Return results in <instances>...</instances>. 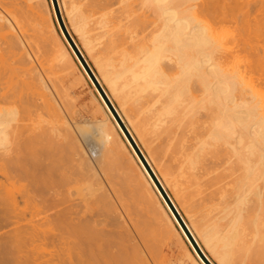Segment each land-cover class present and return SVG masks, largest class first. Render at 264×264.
I'll list each match as a JSON object with an SVG mask.
<instances>
[{"label":"bare ground","instance_id":"obj_1","mask_svg":"<svg viewBox=\"0 0 264 264\" xmlns=\"http://www.w3.org/2000/svg\"><path fill=\"white\" fill-rule=\"evenodd\" d=\"M44 1L43 10L41 0H27L26 14L33 18L34 31L53 58L63 66H74L76 58L68 49L52 0ZM56 2L63 22L64 5L66 30L206 259L215 264L209 254L216 264H234L237 259L244 264L251 248L264 251V94L253 84L254 79L264 80V0H114L113 9L97 4L99 12L92 11L95 17L86 14L85 4L78 1L63 0L62 7L59 0ZM9 16L0 10V41L7 35L14 41H10V46L19 45L13 33L15 20ZM210 16L217 18L216 23L237 25V33L220 26L221 32H229L232 42L228 34L226 37L219 30L214 34V24L206 20ZM50 28H56L58 33L55 30L52 35ZM69 30L79 40L98 76ZM230 33L238 37L232 38ZM103 38L106 45L100 51ZM1 46L0 160L7 162L16 155L18 169L29 173L31 186L33 181L38 182V188L33 187L37 192L39 187L48 186L46 181L59 163L61 149L56 150L53 130L45 129L44 120L32 105L28 82L16 74L13 50L9 55L10 47L3 46V51ZM234 61H241L243 66L240 68ZM77 65L93 87L101 115L91 129L102 141L85 136L88 155L97 163L104 161V143L118 139L143 186L141 198L145 209L153 214L148 217L154 219L157 228L163 232L169 229L188 246L186 255L192 264H204L79 62ZM257 92L258 96L263 94L259 96L262 101L256 99ZM15 137L21 145L17 146ZM12 140L16 146L11 150L20 146L16 152L24 157L15 151L10 153L15 154L13 157H8ZM1 161L0 168L4 164ZM26 163L29 167H25ZM7 189L0 179V230L9 228L0 232V264H142V255L133 250L134 246L131 249L129 237L123 239L121 234L120 237L115 236L118 233L104 232L103 227L97 229L90 220L84 223L78 213L79 221L72 222L73 213L68 211L71 208L64 205L57 214L53 213L57 215L52 225L57 230L53 232L51 219L48 225L46 220L42 223L40 219L34 222L25 218L28 205H34L36 196L40 198L35 190L22 197L23 207H19ZM41 200L43 204L45 200ZM55 204L56 201L52 207Z\"/></svg>","mask_w":264,"mask_h":264},{"label":"rangeland","instance_id":"obj_2","mask_svg":"<svg viewBox=\"0 0 264 264\" xmlns=\"http://www.w3.org/2000/svg\"><path fill=\"white\" fill-rule=\"evenodd\" d=\"M75 1L76 2L78 1L79 3H81L83 5L85 4L84 9L86 8V10H87L86 14H89L92 16L94 14L96 15L95 12L98 9V8H96L98 6L97 4H101L100 6H103V5H106V6L109 5V7L114 6V5H112V2L114 0H107V1L106 0H75ZM26 2H27V0H25V1L24 0H0L1 12L2 11H3V13L7 12V15L10 13V16H9L10 19H12V17H13L12 20L13 21L15 20L13 23V24H15L14 25V32H13L14 36H15L14 38L18 40V41L15 40L16 44H17V42H19L20 44L19 45L14 44L15 47L13 44H11V46H10L9 43H11L10 41H13V40L10 36H7V35H5L4 39H3L4 36L1 38L0 43L2 44V46H1L2 48H3V46L6 47L7 49L10 47L8 49L7 54L10 55L9 52L13 50V54H15V56L12 55L11 58L13 57V59H12L13 65H14V63L16 64V65H14L15 66L14 68H17V71L15 69L16 74L18 73L17 74L18 76L20 75L21 78L26 79V81L28 82L27 83V85H28L27 92H28V96L30 97V99L32 101V105H33L36 113L39 115V117H41L42 120H44V123L46 125L45 129L50 128L53 130V135L56 136V138H55V136H54V138L57 139L54 141H56V144L58 143L57 144L58 146L55 145L57 148V149L56 148L55 149L58 150L60 147L61 152H60V149H59L60 153L57 151L59 153V157L57 155V157L59 158L58 159L59 163H57L58 161L56 160L57 161L56 162L57 167H54L55 171L53 168L54 162L52 163L53 164L52 165L53 170L52 169L51 170L53 172L52 173L50 172L52 174V175H50V177L52 178L53 181L49 177L50 183H49V181H46L48 186L46 185L47 187H45L44 189H43L44 186L41 187L43 190L40 189V187H39L40 192H38L39 190H37V192H36L35 188L38 186V184H37L38 182L36 183L33 181V183H35V184H32V186H31V183H32V182H30L31 179L28 178V176H30V175H28L29 173L28 174L22 173V170L20 171L21 168L18 169L20 163L17 164V161L15 159L17 156L15 154H17L16 150H18V152H19L18 148H21V147L19 146V147L15 148L16 150H11L13 148V146L15 145L13 140H12L13 145H11L10 150L8 151L9 154H8V152H7V154H8V157L11 158V157H13V154L15 153L14 154L15 158L13 157V159H15V160L13 161L12 158L10 159L12 161L8 160L9 162L8 161L3 162L4 160L1 161L2 159L0 160L2 162V164L4 163L3 167L0 168L1 182H4V185L6 186V188L7 187L9 188V189H7L9 191V194L11 191L13 198L16 197L15 199L18 202L19 207H23L22 200L24 198H22V197H25L27 194L31 195L33 190H35L34 192H36L35 194L38 195V197L40 196V198L43 199V201L45 200L44 203L42 204V203H40L42 200L40 198H37V196L35 195L36 198L34 200H36L35 201L36 204H35V202H34V205L29 204L25 210V212H26L25 218L26 219L33 220L34 222L35 221L38 222V220L40 219L39 222H42V223H44L45 220L47 221V223H48V220L49 221L52 220L54 222L55 221L54 218H55V216H57V215H55V214H57L56 212L58 211L59 208L62 209L63 208L62 206L64 205L65 208H68V209L71 208L68 210L69 213L74 214V215L72 214V216H73L72 222H77L79 220H81L83 222L84 221L88 222L90 220L89 223L90 222H91V224L94 223V225L97 229L99 228L102 230V227H103L104 232L105 231L110 232L113 235L118 233L115 236H120V234H121L122 238L123 237L125 238V236L129 237L128 240H129V243L131 244V246H130L131 249L133 248L132 246H134L135 249L133 248V250L134 251L138 250L136 252H138V254L140 253L139 254L140 256L142 255L141 256V258L143 259L142 264H192L191 263L192 260L191 259L189 260L188 259L189 257H187V255H186V248H188V246L177 235H175V233H173L171 231L169 232V229L168 230L166 229L167 231L163 232V230H160L159 228H157V226L154 225V223H156L154 221V219L149 218L150 216L153 217L152 216L153 214H151L150 212H148L145 209L146 205L143 203L144 201L141 198L140 192L143 190V186H141V184H140L141 182H140V179H138L137 171L135 169L134 164H131V162L129 161L130 160L129 154L126 151H123L122 148L118 145V142H117L118 139L117 140L112 139V141H110L109 143H107V142L104 143L105 144L104 161L97 163V161H95V158H92L91 156H89L90 154L88 155L89 150H88V146H87V142H86V140L88 139V138L86 139L87 135H88V137L90 135H92L97 140L102 141L100 136L95 137L93 135L92 129H91L92 123L94 122V120L101 116L99 113L100 111H98L99 108L97 107L98 106L97 102L93 98V95L95 96V93L93 91V87L89 83L86 76L82 74L80 68L77 65V61L73 57L72 58H73L74 66H69L66 64L63 66L62 63L57 62L53 58L52 53H50L45 42L44 41L42 42V39H41V36L39 35V33L37 31H34L36 29H34L35 26H32L33 18L28 15L29 10L27 11V9H29V8L27 7L28 2L27 3ZM41 2L43 4V6H42L43 8L42 7L41 8L44 10L45 9V7H44L45 1L41 0ZM59 2H60L61 7H62L63 0L62 1L59 0ZM92 2H93V4H92ZM113 4H115V3H113ZM91 7H93V8H91ZM63 8H64V5H63ZM63 8H62L63 19H64V22L66 23V25L68 26V19H67V16L65 15V10H63ZM93 9H95L96 11ZM99 9H101V7H99ZM112 9H113V7H112ZM103 10H108V9L105 8ZM92 11H95V12L92 13ZM98 12L99 11H97V13ZM26 13H28V14H26ZM95 15H94V17H95ZM94 17H92V18H94ZM214 17L215 16H213V18H212V16H210L208 18L206 17V20H208V22L211 25L214 24L212 26H214L216 28V29H213L214 34H217V33H215V30H216V32H217V30H219V32H221L220 26H222V28H224L226 30L228 29V31L229 30L232 31V29H234L233 31L236 30L235 32L237 33L238 29H237L236 24L234 25L233 23H230L227 21H224V22L222 21V22L216 23L218 21L216 20L217 18L215 19ZM33 25H34V23H33ZM51 29L52 28H50V33H52V35H54L55 30H56V33H58L56 28H55V30L52 29V31H51ZM69 31H70L71 35L73 36L74 40L77 42L81 51L83 52L88 63L91 65L94 72L98 76L99 75L98 72L96 71V69L92 65L89 57L86 55L85 51L83 50L79 40L73 35L71 30H69ZM0 32L2 33V31H0ZM223 32H224V30H223ZM223 32H221V33H223ZM235 32H233V34H235ZM221 33H219V34L221 35ZM225 33L226 34H224V33L223 34L226 37H227V34H228V37H230L229 32L227 33V31H226ZM232 36H233L232 38H235L234 36H237V34L232 35ZM104 38H106V37H104ZM104 38L102 39V41L104 40ZM3 40H6V41L8 40V42H5V41L3 42ZM105 40L104 41L107 43V38ZM228 40L230 41L231 37ZM232 40L230 42H232ZM102 41H101V43H102ZM104 41H103V48L100 47V49H101V50L99 49L100 51H103L105 48L104 45H106V43L104 44ZM6 48H5V50H6ZM234 48L235 47H233V50H234ZM236 49L238 51L239 48H236ZM3 51H4V48H3ZM6 51H5V53H6ZM244 53L246 55L248 54L246 52H244ZM235 57H233V58H235ZM239 57H242V56L240 55ZM237 59H238V57H237ZM237 59H235V60L237 61ZM236 61H234V62H236ZM253 61H254V59H253ZM253 61H252V63H253ZM227 62H228V60H227ZM239 62L242 63L243 60H242V62L241 61H239ZM240 63L237 64V62H236V64L239 65L241 68V66H243V65H240ZM253 64H255V63H253ZM231 65H234V64H231ZM256 76H254V77L256 78ZM250 80H249V82H250ZM260 80L261 79H259V80L254 79L253 84H255L256 89L258 88L257 89L258 92L262 91L264 94V80H263V82H261ZM258 92H257V96H258ZM259 96H258V98H259ZM263 97H264V95H263ZM263 97H262V99H263ZM258 98H256L258 101H262L261 98H259V99ZM112 100H113L115 106L118 108V105L115 102V100L114 99H112ZM259 103H260V105L262 104L261 102H259ZM42 120H41V122H42ZM44 123L42 122V124H44ZM52 130H50V132ZM49 134H50L49 135L50 138H52V140H53V137H52L53 135L51 133H49ZM18 139H19L18 137H17V139H16V137L14 139L15 143H17V146L21 145V143H19ZM16 140H17V142H16ZM140 146H141L143 152L146 155H148L147 151L142 147L141 144H140ZM12 152H14V153L10 154ZM20 153H21V149H20ZM17 155L19 157H24V155H21V154L20 155L17 154ZM18 158H17V160H18ZM3 159H5V158H3ZM6 159H7V156H6ZM50 161H51V158H50ZM24 162L25 161H23L22 163H24ZM12 164L13 165L15 164L18 166H12ZM26 165L27 166H25V167H29V164L26 163ZM133 166H134V168H133ZM16 169L19 170L20 173ZM58 169H60V170H58ZM31 172H32V170H31ZM55 172H57V173H55ZM33 173L35 174L34 171H33ZM33 173L31 176L34 175ZM32 180H35V178H32ZM5 182H6V184H5ZM52 182H54V183H52ZM36 184H37V186H35ZM39 186H41V185H39ZM33 187H35V188H33ZM28 190H29L30 194L28 193ZM66 190L67 191L69 190V191L67 192ZM24 192H26V193H24ZM34 192H33V194H34ZM41 192H42V194H46V195L42 196ZM64 192H66V193H64ZM52 193H55L56 195L52 194ZM57 194L62 195V196L59 197V195H57ZM53 195H55L56 198ZM63 195H64V197H63ZM68 195H70L71 198H69L70 196H68ZM52 196H53V201H52ZM66 196H67V198H65ZM43 197H45V199ZM57 197L60 199H58ZM63 198H64V200H63ZM56 199H58V200H56ZM37 200H38V202H37ZM46 200H48V202L46 203L47 205H45ZM60 200H62V201H60ZM67 200L69 201V203ZM70 200H72V201H70ZM51 201H52V204H51ZM55 201H56V204L58 206L55 204V208H54L52 206H54L53 203H55ZM58 201L60 202V204H58L59 203ZM63 201H64V203L65 202L66 203L64 204ZM69 204L71 205V207ZM73 204L74 205L76 204V205L74 206ZM34 206H35V209H37L38 211L35 210V212H34V208H32ZM77 207H78V209H77ZM84 207H86L85 208L86 210H84ZM89 207L91 208L92 211L90 210ZM87 208L89 209V212H88ZM142 208H144V209H142ZM81 209H82V212H81ZM86 211L88 214L86 213ZM31 212H32V215H31ZM91 212H92V214H91ZM53 213H55V214H53ZM77 213L79 214V216L81 218L78 216ZM52 216H53V218H52ZM72 216H71V218H72ZM44 217H46L47 219L46 218L44 219ZM93 217L96 219H94ZM89 218L94 219V221L93 220L91 221V219H89ZM41 219L43 221H41ZM55 219H57V218H55ZM53 222L51 224V227H53L52 225L55 224V222L54 223ZM101 222H102V224H101ZM151 222H153V223H151ZM84 223H86V222H84ZM45 224H46V222H45ZM49 224H50V222L48 223V225ZM48 225H46V226H48ZM53 228H55V226ZM113 228H114V230H111ZM7 229H9V228L8 227L7 228L5 227V229L2 228L0 230V232H3ZM54 230L56 231L57 229L55 228L52 231L55 232ZM50 233H52V232L50 231ZM122 233H124V235ZM126 240H127V238H126ZM0 241H2V240H0ZM69 246L70 245H68V247ZM47 247L51 248L50 246H47ZM45 248L46 247H44L43 249H45ZM49 248H47V250ZM53 249H51V250H53ZM56 249H58V248H56ZM251 249L253 251L250 250L252 252L250 253V251H249L248 255L245 256L246 258H245L244 264H264V251H262V249L261 250H258L257 248L255 249V247L251 248ZM133 250H131V251L133 252ZM53 251H55V250H53ZM131 251H129V252L131 254H133ZM208 256L216 264L215 260L209 254H208ZM237 260H239V259H237ZM237 260H236L237 263L234 262V264H239V262ZM144 261H145V263H144Z\"/></svg>","mask_w":264,"mask_h":264},{"label":"water","instance_id":"obj_3","mask_svg":"<svg viewBox=\"0 0 264 264\" xmlns=\"http://www.w3.org/2000/svg\"><path fill=\"white\" fill-rule=\"evenodd\" d=\"M52 3H53V6H54V10H55L56 17H57V20H58V24L60 26L62 34H63V36H64V38H65V40H66V42L68 44V48L72 52L73 56L76 58L77 63L79 62L80 67L83 69V71L85 72L87 77L90 79L92 85L94 86V88L96 89V91L98 92V94L100 95L102 100L104 101L105 105L109 109L110 113L112 114L114 120L117 122L118 126L120 127V129H121L122 133L124 134L125 138L127 139L128 143L132 147L133 151L135 152L136 156L139 158V160L142 163V165L144 166V168L146 169V171L149 174L152 182L154 183V185L158 189L163 201L165 202L167 207L170 209L172 215L174 216V218L176 219V221L178 222V224L180 225V227L184 231L186 237L188 238V240H189L190 244L192 245V247L194 248L195 252L200 257V259L203 261L204 264H211L206 259V257L202 254V252L200 251V249L196 245L195 241L191 237L190 233L186 229L181 217L179 216V214L177 213L176 209L172 205L171 201L169 200L167 194L165 193V191L161 187V185L158 182L157 178L155 177V175L153 174V172L149 168V166L146 163L143 155L141 154L140 150L138 149L136 143L134 142V140L132 139V137L129 134L128 130L126 129L124 123L121 121L120 117L116 113L114 107L112 106V104L108 100L106 94L104 93L102 87L98 83L96 77L94 76L93 72L91 71L90 67L88 66V64H87L86 60L84 59L83 55L81 54L80 50L78 49V47L74 43L72 37L70 36L68 31L66 30L64 22L62 20V17L60 15V11H59V8H58L56 0H52Z\"/></svg>","mask_w":264,"mask_h":264}]
</instances>
